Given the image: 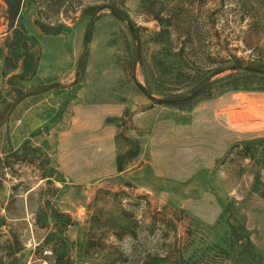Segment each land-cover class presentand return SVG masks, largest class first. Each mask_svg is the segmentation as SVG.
I'll return each mask as SVG.
<instances>
[{
	"label": "rangeland",
	"instance_id": "rangeland-1",
	"mask_svg": "<svg viewBox=\"0 0 264 264\" xmlns=\"http://www.w3.org/2000/svg\"><path fill=\"white\" fill-rule=\"evenodd\" d=\"M25 4L36 75L11 79L0 58V264H54L53 231L49 247L67 245L59 264H264V91L179 110L154 103L169 87L140 90L131 61L135 46L145 58L157 48L149 11L175 27L184 10L192 35L176 45L189 66L264 60V0ZM6 9L0 0L3 52ZM38 19L68 30L44 35ZM125 137L140 153L118 172ZM252 139L250 160L240 142Z\"/></svg>",
	"mask_w": 264,
	"mask_h": 264
},
{
	"label": "trees",
	"instance_id": "trees-1",
	"mask_svg": "<svg viewBox=\"0 0 264 264\" xmlns=\"http://www.w3.org/2000/svg\"><path fill=\"white\" fill-rule=\"evenodd\" d=\"M4 1L7 4L5 15L8 22L7 32H9V36L5 39L6 51L3 52L4 48H0V58L5 67L4 73L11 74L18 71L17 74L14 73L10 76L11 79L20 83L27 82L37 72L39 51L37 53L32 52V48L39 47V42L26 29L24 20L25 0ZM148 14L157 22L159 27L158 31L151 34L148 41L157 48L145 58L141 55L140 47L137 45L132 51L131 61L132 67L139 64L145 74L146 85L140 86V90L146 96L152 97V91L159 88H170L161 92L156 91L158 99L154 100V103L184 110L199 99L218 97L227 92L264 91V60L257 58L244 61L236 56H231L226 63L222 57L213 58L208 54L204 57L203 63L211 62V65L206 68L192 67L186 63L185 56L181 53L182 47H178L176 41L178 42L182 36L189 38L192 35L191 26L188 25L185 28L181 26L183 20L189 18V10L178 13L182 15L180 22L182 24L175 27L171 24V16H164L159 12L151 11ZM177 17L178 15L175 16V19ZM34 25L42 34L48 36H57L68 30L64 24H44L39 19L35 20ZM122 140L124 141V149L116 158L118 172L123 171L124 167L140 153V144L137 138L125 137ZM256 140L240 142L244 157L250 160L254 158L252 147ZM55 215L52 216L53 220L58 217ZM51 235H55L54 231L50 232V235L44 240L43 247L50 249L53 263L59 264L62 258L59 250L63 247L67 249V245L62 241L58 248L55 246L50 248L48 240Z\"/></svg>",
	"mask_w": 264,
	"mask_h": 264
}]
</instances>
